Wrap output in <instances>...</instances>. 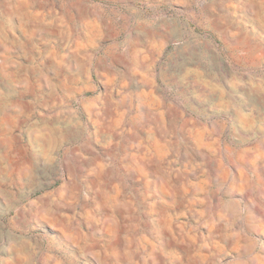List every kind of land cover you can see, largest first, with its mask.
<instances>
[{"label":"clouds","instance_id":"obj_1","mask_svg":"<svg viewBox=\"0 0 264 264\" xmlns=\"http://www.w3.org/2000/svg\"><path fill=\"white\" fill-rule=\"evenodd\" d=\"M0 264H264V0H0Z\"/></svg>","mask_w":264,"mask_h":264}]
</instances>
